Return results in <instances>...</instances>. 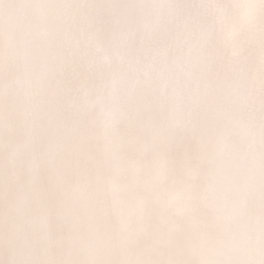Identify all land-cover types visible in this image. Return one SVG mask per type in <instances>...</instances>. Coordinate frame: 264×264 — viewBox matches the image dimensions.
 <instances>
[{
  "label": "snow or ice",
  "instance_id": "6c2138e0",
  "mask_svg": "<svg viewBox=\"0 0 264 264\" xmlns=\"http://www.w3.org/2000/svg\"><path fill=\"white\" fill-rule=\"evenodd\" d=\"M0 264H264V0H0Z\"/></svg>",
  "mask_w": 264,
  "mask_h": 264
}]
</instances>
